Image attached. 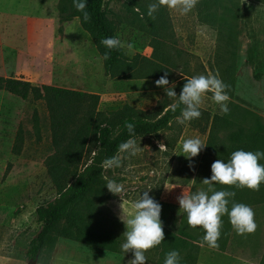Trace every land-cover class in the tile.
<instances>
[{"label":"rangeland","instance_id":"1","mask_svg":"<svg viewBox=\"0 0 264 264\" xmlns=\"http://www.w3.org/2000/svg\"><path fill=\"white\" fill-rule=\"evenodd\" d=\"M233 3L236 5L233 11L222 9L218 13L224 20L223 26L229 29L227 45L218 35L219 30L199 16L197 7L187 15L166 8L173 30V38L168 41L172 46L170 55L176 63L170 83L177 85L185 78L217 73L223 81L221 71L227 68L233 79L232 86L226 90L230 112L222 114L209 93L199 109L203 116L196 123L180 124L175 118L169 128L157 136L137 138L142 151L136 156L122 154L125 158L121 167L104 170V184L98 188L99 193L93 192V197L80 206V211L91 215L93 219L89 220L96 229L117 233L115 236L121 244H109V249L95 246L93 250L82 241L55 234L54 248L47 245L42 256L34 260L28 257L29 242L40 231L35 210L55 198L44 167V160L51 153L47 113L41 102H23L0 91V264H29L31 261L33 264H129L134 254L121 249L127 231L119 218L122 200L109 192L105 176L125 186L124 200L129 210L144 191H149V196L162 206L163 227L176 231L183 224L191 231L177 198L184 190L188 194L201 190L203 179L212 174L213 162L206 159L205 148L199 156L191 160L186 158L182 151L183 141L199 138L206 146L207 132L201 127L206 123L208 131L213 116L226 119L229 129L249 128L264 121V65L255 63V48L264 43V4L257 0H233ZM105 5L117 24V39L133 45L122 48L125 54L150 57V34L129 18L126 0H105ZM226 6L230 3L226 2ZM25 11L19 12L24 14ZM69 59L64 65L66 72L60 75L64 80L57 84L99 95V110H115L124 104L149 110L166 95L162 87L156 86L158 79L107 76L102 59L87 45L83 46L80 60ZM34 111H37V121L33 120ZM204 113L209 119L202 118ZM19 125L24 144L20 155H13L11 149ZM158 142L166 148L160 151ZM263 249L264 243L249 254ZM145 255L147 264H159V251L153 248Z\"/></svg>","mask_w":264,"mask_h":264},{"label":"trees","instance_id":"2","mask_svg":"<svg viewBox=\"0 0 264 264\" xmlns=\"http://www.w3.org/2000/svg\"><path fill=\"white\" fill-rule=\"evenodd\" d=\"M257 1L264 4V0ZM154 2L155 0H126L129 18L150 34L152 48L150 57L139 54L129 57L120 48L111 50V58L104 59L105 52L109 50L100 41L106 37L117 38V24L109 16L105 0H88L86 10L91 15L89 22H85L83 13L78 12L73 6V0H59L58 32L63 33L64 22L78 18L81 28L91 38L102 59L105 74L111 78L159 79L167 72L170 81L173 69L176 68L175 60L170 55L172 46L168 43L173 38V30L166 8L161 7L154 13L155 19L148 16V6ZM226 2L230 3L229 7L226 6ZM234 8L236 5L233 0H199L197 5L199 16L219 30L218 35L226 45L229 40L227 31L229 29L223 26L221 22L224 20L218 17V13L222 9L233 11ZM221 75L224 83L232 86L233 79L227 68L221 71ZM185 83L184 79L176 85L177 97ZM0 90L26 102H41L47 113L51 153L44 160V167L55 190V198L35 210L40 231L29 242L28 257L34 260L42 256L47 245L51 249L54 248L55 234L69 240L82 241L93 250L95 246L109 249V244H121L119 237L115 236L117 233H113L112 230L107 232L96 229L92 220H89L93 219L91 215L82 214L80 206L93 192L99 193L98 188L103 186L104 169L101 167L103 160L116 155L119 144L130 138L125 122L135 125V139L157 136L169 128L172 120L180 116L183 105H179L175 111L170 107L171 104L178 103V98L172 101L165 95L149 110L124 104L115 110L102 111L98 109L100 97L93 93L49 85H34L23 79L4 77H0ZM204 114L202 118L209 119V115ZM33 120H38L37 111L33 113ZM196 121L197 119H194L192 123ZM229 127L230 124L222 116H213L208 131L206 123L201 127L203 132H207L205 157L208 161L214 163L218 159H223L227 162L231 154L237 150L264 152V121L256 122L249 128ZM22 133L19 125L11 149L13 155H20L22 151L24 144ZM259 162L264 165V159ZM211 175L206 178H210ZM209 187L217 191H234L235 197L229 198V210L233 200L250 206L255 212V221L258 225L254 234L240 236L233 229L229 217L224 215L217 250L249 254L250 250L262 247L264 183L261 184L259 192L219 184L211 186L203 184L201 190L208 191ZM164 233V242L154 248L160 252L159 264H164L166 253L172 250L180 253V264H196L201 245L199 242L205 234L202 228L188 231L181 224L176 231L164 227Z\"/></svg>","mask_w":264,"mask_h":264},{"label":"clouds","instance_id":"3","mask_svg":"<svg viewBox=\"0 0 264 264\" xmlns=\"http://www.w3.org/2000/svg\"><path fill=\"white\" fill-rule=\"evenodd\" d=\"M87 3L88 0H73V6L78 12L83 13L85 22L91 20V15L86 10ZM198 3L199 0H155L154 3L148 6L147 14L155 19L154 13L164 7L169 11L187 15L197 7ZM136 10L139 11V9ZM141 19H143V15H141ZM100 43L109 50L104 54L105 60L111 58V50L125 46L128 48L133 47L132 44H125L114 37L103 38ZM167 75V72H165V75L156 80L155 84L165 90L168 98L174 100L178 98V103L170 105L173 111L179 105L184 106L180 116L176 117L178 123L185 124L194 119H199L202 115L199 109L209 93L212 94V100L219 105L222 114L226 115L230 112L227 104L230 97L226 91L230 86L219 78L218 73L216 75L209 74L207 76L199 75L185 78L186 83L179 97H177L175 91L176 84L170 83ZM125 127L130 138L119 144L116 155L103 160L101 167L104 170L121 167L122 160L125 158L122 154L127 153L129 156H136L142 151L134 138L135 125L126 121ZM159 147L160 151L166 148L163 143H159ZM205 147V144L199 138H189L182 143L184 156L189 160L199 156L201 150ZM261 159H264V152L261 151H234L227 162L218 159L212 164V175L210 178H204L202 184L209 186L219 184L259 192L261 184L264 183V165L259 162ZM190 167H192L191 164ZM104 179L107 182L106 187L109 192L119 196L122 200L120 204L122 214L119 218L127 229L123 235L125 242L121 245L122 251L134 254V258L129 261V264H147L145 253L161 245L165 240L161 220L162 206L149 196V191H144L143 195L131 204V210H129L124 200L125 186L109 179L107 176ZM209 192H211V195H209ZM235 195L234 191H217L209 187L208 191L198 190L192 194H188L184 190L183 194L177 198L180 212L187 215V224L194 230L198 227L204 230L203 239L199 242L201 246L207 244L211 249L219 248L218 241L221 237L222 217L224 215L229 217V221L238 235L245 236L256 232L258 225L255 221V212L250 206L236 203L233 200L232 207L229 210V198H234ZM180 259V253L172 250L166 253L164 264H180Z\"/></svg>","mask_w":264,"mask_h":264},{"label":"crops","instance_id":"4","mask_svg":"<svg viewBox=\"0 0 264 264\" xmlns=\"http://www.w3.org/2000/svg\"><path fill=\"white\" fill-rule=\"evenodd\" d=\"M58 4L59 0H0V77L77 90L57 84L64 80L60 75L66 72V59L80 60L84 45L92 52L96 49L78 18L64 22L59 35ZM255 63L264 65V43L255 48ZM196 264H264V249L250 255L200 245Z\"/></svg>","mask_w":264,"mask_h":264},{"label":"water","instance_id":"5","mask_svg":"<svg viewBox=\"0 0 264 264\" xmlns=\"http://www.w3.org/2000/svg\"><path fill=\"white\" fill-rule=\"evenodd\" d=\"M29 264H33V261H31Z\"/></svg>","mask_w":264,"mask_h":264}]
</instances>
